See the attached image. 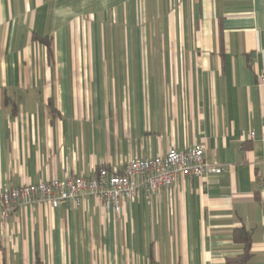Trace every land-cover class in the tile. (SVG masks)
Listing matches in <instances>:
<instances>
[{
    "label": "crops",
    "instance_id": "crops-1",
    "mask_svg": "<svg viewBox=\"0 0 264 264\" xmlns=\"http://www.w3.org/2000/svg\"><path fill=\"white\" fill-rule=\"evenodd\" d=\"M263 70L264 0H0V190L194 144L222 168L117 212L21 203L0 264H226L239 228L264 264Z\"/></svg>",
    "mask_w": 264,
    "mask_h": 264
},
{
    "label": "built area",
    "instance_id": "built-area-1",
    "mask_svg": "<svg viewBox=\"0 0 264 264\" xmlns=\"http://www.w3.org/2000/svg\"><path fill=\"white\" fill-rule=\"evenodd\" d=\"M259 82L264 84V70L259 73ZM221 171V167L204 159L203 147L199 144L185 149L171 147L163 155L128 159L122 174L101 167L88 177L71 175L0 190V220H6L24 202H44L56 208L80 206L85 197L95 198L117 212L122 202L155 194L181 178H202Z\"/></svg>",
    "mask_w": 264,
    "mask_h": 264
},
{
    "label": "trees",
    "instance_id": "trees-1",
    "mask_svg": "<svg viewBox=\"0 0 264 264\" xmlns=\"http://www.w3.org/2000/svg\"><path fill=\"white\" fill-rule=\"evenodd\" d=\"M42 41L44 42L46 46V52L48 58L51 56V49H50V43L47 39V37L43 38ZM107 169L105 166H101ZM116 174H122L121 172H114ZM233 239L235 242L242 244L243 250L240 254L228 257L225 261L226 264H247L251 253H250V234L247 230L244 228L235 229L233 231Z\"/></svg>",
    "mask_w": 264,
    "mask_h": 264
}]
</instances>
